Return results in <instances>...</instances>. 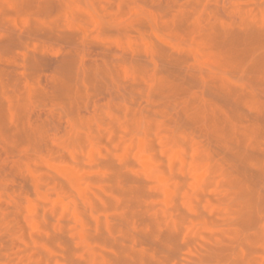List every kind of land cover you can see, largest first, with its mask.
<instances>
[{
  "label": "rangeland",
  "instance_id": "374dc122",
  "mask_svg": "<svg viewBox=\"0 0 264 264\" xmlns=\"http://www.w3.org/2000/svg\"><path fill=\"white\" fill-rule=\"evenodd\" d=\"M0 264H264V0H0Z\"/></svg>",
  "mask_w": 264,
  "mask_h": 264
},
{
  "label": "bare ground",
  "instance_id": "6f19581e",
  "mask_svg": "<svg viewBox=\"0 0 264 264\" xmlns=\"http://www.w3.org/2000/svg\"><path fill=\"white\" fill-rule=\"evenodd\" d=\"M83 4V3H82ZM191 7H192V5H190ZM18 7V6H17ZM68 7V6H67ZM132 7V6H131ZM92 8V7H91ZM145 9V8H144ZM193 10H194V8H193ZM139 12V11H138ZM182 12V11H181ZM21 13V12H20ZM131 13H132V9H131ZM15 14H16V12H15ZM145 14V13H144ZM96 15V14H95ZM69 16H70V14H69ZM96 16H98V15H96ZM145 16H147V15H145ZM190 16V15H189ZM148 18V17H147ZM146 18V19H147ZM148 22H150V24H151V21H149V19H148ZM77 23V22H76ZM152 27V26H151ZM153 28V27H152ZM193 28V27H192ZM194 29V28H193ZM195 30V29H194ZM204 30H206V29H204ZM194 32V31H193ZM196 33V32H195ZM156 35V34H155ZM143 36V35H142ZM142 36H141V38H142ZM150 44V43H149ZM192 44V43H191ZM191 47V46H190ZM193 47V46H192ZM192 49H194V47L192 48ZM195 50V49H194ZM193 52V51H192ZM193 53H195V52H193ZM30 87V86H29ZM71 126H73V125H71ZM139 145V144H138ZM140 145H142V144H140ZM128 148V147H127ZM91 149V148H90ZM140 149V148H139ZM127 150V149H126ZM139 151V150H138ZM141 151V150H140ZM140 153V152H139ZM176 153V152H175ZM175 153H173V154H175ZM178 154V153H177ZM179 155V154H178ZM181 156V155H180ZM91 157V156H90ZM142 158H144V155L143 156H141ZM147 157V156H146ZM181 159L183 158V157H180ZM39 159V158H38ZM44 159V158H43ZM142 160V159H141ZM143 160H145V159H143ZM44 161V160H43ZM146 161V160H145ZM145 161H143L144 163H146ZM180 161V160H179ZM182 162H183V159L181 160ZM142 162V161H141ZM149 163V162H148ZM182 164V163H181ZM147 165H149V164H147ZM147 165H145V166H147ZM26 166V165H25ZM53 166V165H52ZM55 166V165H54ZM59 166V165H58ZM61 166V165H60ZM57 167V166H56ZM148 167V166H147ZM64 168V167H63ZM57 169V168H56ZM55 170V169H54ZM58 170H61V169H58ZM71 170V169H70ZM142 170H144V169H142ZM62 171V170H61ZM57 172H59V171H57ZM148 172V171H147ZM63 174V173H62ZM30 175H31V173H30ZM32 175H34V174H32ZM32 175H31V178H33L32 177ZM200 175H202V174H199L198 176L200 177ZM71 176V175H70ZM77 176V175H76ZM36 176H34V178H35ZM68 177V176H67ZM196 177H197V175H196ZM199 177H197V178H199ZM160 178V177H159ZM33 180V179H32ZM72 181H74V180H72ZM162 181V180H161ZM76 182V181H75ZM33 183V182H32ZM72 183V182H71ZM74 184H72V186H73ZM36 187H37V185H36ZM81 189H83V188H81ZM202 190V189H201ZM36 191V190H35ZM39 191V190H38ZM78 191H79V193H80V190H79V188H78ZM166 191V190H165ZM51 192V191H50ZM39 194V193H38ZM169 194H170V192H169ZM49 195V194H48ZM54 196V195H53ZM165 197H166V195H165ZM57 200H58V198H56ZM58 201H60V200H58ZM56 203V202H55ZM168 204V203H167ZM59 205V204H58ZM28 206V205H27ZM61 206V205H60ZM30 207V206H29ZM26 210V209H25ZM33 212V211H32ZM110 259V258H109Z\"/></svg>",
  "mask_w": 264,
  "mask_h": 264
}]
</instances>
